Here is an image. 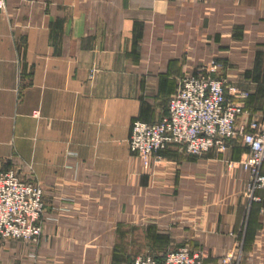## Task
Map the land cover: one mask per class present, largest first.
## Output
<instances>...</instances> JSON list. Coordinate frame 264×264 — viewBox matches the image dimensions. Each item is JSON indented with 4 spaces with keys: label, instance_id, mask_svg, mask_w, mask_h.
<instances>
[{
    "label": "crops",
    "instance_id": "obj_1",
    "mask_svg": "<svg viewBox=\"0 0 264 264\" xmlns=\"http://www.w3.org/2000/svg\"><path fill=\"white\" fill-rule=\"evenodd\" d=\"M202 66L245 121L264 115V0H0V170L32 164L46 204L40 241L0 240V264L184 246L264 264V190L250 202L240 139L202 157L171 146L149 166L130 148L133 122L166 115Z\"/></svg>",
    "mask_w": 264,
    "mask_h": 264
},
{
    "label": "built area",
    "instance_id": "obj_2",
    "mask_svg": "<svg viewBox=\"0 0 264 264\" xmlns=\"http://www.w3.org/2000/svg\"><path fill=\"white\" fill-rule=\"evenodd\" d=\"M215 65V63H214ZM214 67H200L181 79L171 97L168 113L155 122L135 120L129 139L131 151L146 166L161 161L160 153L179 146L193 157H202L212 150L224 151L232 139H240L248 149L242 161L250 172L248 198L262 202L264 190V115L243 118L248 111L231 101L225 80L213 76ZM46 204L41 184L21 178L14 171H0V240L39 242L43 235ZM264 210V209H263ZM241 253H230L221 264H241ZM133 264H206L202 251L184 246L161 258L152 255L137 257Z\"/></svg>",
    "mask_w": 264,
    "mask_h": 264
},
{
    "label": "rangeland",
    "instance_id": "obj_3",
    "mask_svg": "<svg viewBox=\"0 0 264 264\" xmlns=\"http://www.w3.org/2000/svg\"><path fill=\"white\" fill-rule=\"evenodd\" d=\"M145 165V164H144ZM146 166V165H145ZM29 168H30V171L28 174L24 173L23 175L16 169V168H9V169H3V170H0V171H14L15 173H17L21 178H24L26 180H30V181H33L35 183H39L41 184V182L38 180V176L34 170V167L32 164L29 165ZM42 185V184H41ZM43 189H44V186L42 185ZM45 191V190H44ZM45 223L46 221H44V228H45ZM44 228H43V232H44ZM145 255V254H144ZM151 255V254H150ZM165 255V254H164ZM142 256V255H140ZM153 256V255H152ZM139 257V256H138ZM136 259V258H135ZM134 259V260H135ZM133 260V262H134ZM133 262L131 261L130 264H133Z\"/></svg>",
    "mask_w": 264,
    "mask_h": 264
}]
</instances>
